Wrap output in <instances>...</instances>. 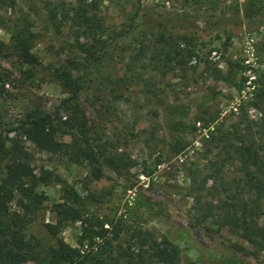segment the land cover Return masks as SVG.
Returning a JSON list of instances; mask_svg holds the SVG:
<instances>
[{"label": "rangeland", "instance_id": "rangeland-1", "mask_svg": "<svg viewBox=\"0 0 264 264\" xmlns=\"http://www.w3.org/2000/svg\"><path fill=\"white\" fill-rule=\"evenodd\" d=\"M258 1L11 0L0 9V42H9L8 28L28 31L39 61L32 68L0 55L10 92L0 98V132L11 138L8 130L34 110L54 114L69 97L57 78L65 70L81 78L79 118L96 156L121 159L117 169L101 165L102 178L94 181L87 161L26 142L35 174L51 176L36 188L45 200L27 229L43 247L55 244L45 224L56 223L52 206L62 202L66 184L89 215L122 222L123 249H134L132 231L144 230L170 241L185 264H264V253L217 223L223 210L249 198L233 148L246 134L264 136V107H253L256 81H264V3ZM78 8L90 30L65 20L55 28L49 20ZM164 41L194 56L182 66L166 64L159 57ZM79 44L90 46L95 60L86 63ZM72 116L71 107L61 108L55 120ZM61 127L78 136L75 127ZM223 134L233 146L222 147ZM259 223L264 226V215ZM80 234V222L66 223L57 238L77 247Z\"/></svg>", "mask_w": 264, "mask_h": 264}, {"label": "trees", "instance_id": "trees-1", "mask_svg": "<svg viewBox=\"0 0 264 264\" xmlns=\"http://www.w3.org/2000/svg\"><path fill=\"white\" fill-rule=\"evenodd\" d=\"M11 3V0H0V9ZM258 3H264V0ZM49 20L55 28H58L61 20L71 21L78 29L93 28L82 8L75 9L72 14L62 12L61 18L51 13ZM8 30L9 42H0V55L8 52L23 66H38L39 61L32 52L33 35L15 26ZM79 45L86 63L95 60L90 46ZM165 45L167 50L161 52L159 57L166 64L174 62L182 66L194 56L189 51L181 53L176 43L165 42ZM57 78L69 97L61 101L54 114L34 110L17 128L8 130L15 133L11 138L0 132V264H185L176 246L165 238H157L151 231L133 230L131 238L134 249L131 250L132 246L123 249L120 245L124 233L122 222L89 215L85 212L83 199L66 184L63 186L65 197L62 202L52 206L56 223L45 224L47 232L56 237L54 246L45 248L34 235L28 233L29 225L34 222L45 200L36 188L51 176L46 174L40 178L35 174L26 142L41 152L75 163L87 161L94 181L102 178L101 165L108 163L117 169L121 161L103 153L96 156L86 137L79 113L82 118L84 115L76 102L83 87L81 78L73 77L65 70L57 74ZM7 81L6 72L0 71V98L10 96L5 88ZM256 83L253 107L263 110L264 81L258 78ZM69 107L73 115L71 119L56 122L60 109ZM62 125L75 127L78 136L62 129ZM65 135L71 136L70 142L58 139ZM222 141V147H226L230 143L229 135L223 134ZM232 153L249 198L238 207L232 206L231 212L223 210L218 215L217 223L227 226L247 241L256 253H264V226L259 223L260 216L264 215V136L258 139L252 134L241 136L239 145L233 148ZM76 222L81 223V234L76 241L77 247H72L57 235L66 223Z\"/></svg>", "mask_w": 264, "mask_h": 264}]
</instances>
